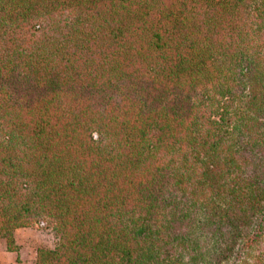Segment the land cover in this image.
I'll list each match as a JSON object with an SVG mask.
<instances>
[{
    "label": "trees",
    "instance_id": "obj_1",
    "mask_svg": "<svg viewBox=\"0 0 264 264\" xmlns=\"http://www.w3.org/2000/svg\"><path fill=\"white\" fill-rule=\"evenodd\" d=\"M35 264H264V0H0V239Z\"/></svg>",
    "mask_w": 264,
    "mask_h": 264
},
{
    "label": "rangeland",
    "instance_id": "obj_2",
    "mask_svg": "<svg viewBox=\"0 0 264 264\" xmlns=\"http://www.w3.org/2000/svg\"><path fill=\"white\" fill-rule=\"evenodd\" d=\"M15 233L19 235V248H21L23 259L26 261L32 260L33 263L36 261L38 248H51L54 244L52 231L42 223L35 224L32 227L19 228Z\"/></svg>",
    "mask_w": 264,
    "mask_h": 264
},
{
    "label": "crops",
    "instance_id": "obj_3",
    "mask_svg": "<svg viewBox=\"0 0 264 264\" xmlns=\"http://www.w3.org/2000/svg\"><path fill=\"white\" fill-rule=\"evenodd\" d=\"M15 244L20 246L19 235L15 233ZM32 258V256H30ZM0 264H35L32 260L26 261L23 259L21 248L17 251L9 250L7 242L4 239H0Z\"/></svg>",
    "mask_w": 264,
    "mask_h": 264
}]
</instances>
